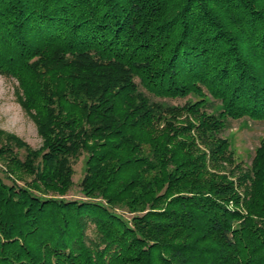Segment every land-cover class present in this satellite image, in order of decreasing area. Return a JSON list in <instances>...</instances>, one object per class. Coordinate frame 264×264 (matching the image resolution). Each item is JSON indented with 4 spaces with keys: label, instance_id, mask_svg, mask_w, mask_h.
<instances>
[{
    "label": "trees",
    "instance_id": "trees-1",
    "mask_svg": "<svg viewBox=\"0 0 264 264\" xmlns=\"http://www.w3.org/2000/svg\"><path fill=\"white\" fill-rule=\"evenodd\" d=\"M0 74L42 140L0 131V264H264V139L222 137L264 122V0H0Z\"/></svg>",
    "mask_w": 264,
    "mask_h": 264
},
{
    "label": "rangeland",
    "instance_id": "rangeland-1",
    "mask_svg": "<svg viewBox=\"0 0 264 264\" xmlns=\"http://www.w3.org/2000/svg\"><path fill=\"white\" fill-rule=\"evenodd\" d=\"M152 100L165 101L171 105H182L186 100L190 102L197 100V97L191 96L174 101ZM0 131L6 136L15 137L32 150H38L42 145V140L37 133L34 121L21 107L17 81L2 74H0ZM222 137L229 143L236 162L247 168L250 166L255 149L259 146L260 141L264 139V122H252L247 119L229 121L227 128L222 133ZM7 138L5 137L4 142H6ZM13 150L16 152V156L23 160L25 151L17 148H13ZM85 159L86 154H82L79 158L71 161L73 169L72 185L66 195L60 198L76 201L87 200L80 189V182L84 175ZM6 169V162L0 160V170L8 172ZM0 177L6 184L16 181L15 183L19 186L32 179V176L22 172H17L16 175H9V178H6V174L0 173ZM117 212L127 216L120 209Z\"/></svg>",
    "mask_w": 264,
    "mask_h": 264
}]
</instances>
